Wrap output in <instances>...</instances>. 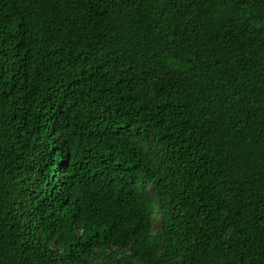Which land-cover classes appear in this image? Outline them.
<instances>
[{"label":"trees","instance_id":"16d2710c","mask_svg":"<svg viewBox=\"0 0 264 264\" xmlns=\"http://www.w3.org/2000/svg\"><path fill=\"white\" fill-rule=\"evenodd\" d=\"M0 264H264V0H0Z\"/></svg>","mask_w":264,"mask_h":264}]
</instances>
